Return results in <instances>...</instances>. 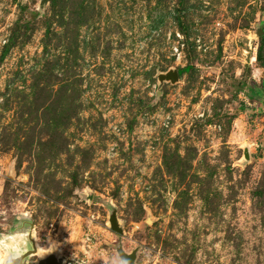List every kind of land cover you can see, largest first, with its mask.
<instances>
[{"label": "rangeland", "instance_id": "obj_1", "mask_svg": "<svg viewBox=\"0 0 264 264\" xmlns=\"http://www.w3.org/2000/svg\"><path fill=\"white\" fill-rule=\"evenodd\" d=\"M41 3L0 0V261L264 264V0Z\"/></svg>", "mask_w": 264, "mask_h": 264}, {"label": "water", "instance_id": "obj_2", "mask_svg": "<svg viewBox=\"0 0 264 264\" xmlns=\"http://www.w3.org/2000/svg\"><path fill=\"white\" fill-rule=\"evenodd\" d=\"M47 1L48 0H42L41 8L44 7ZM258 36L259 37L264 36V29H260L258 31ZM180 75H181L180 70L178 69H171L168 72L160 73L157 76L159 80V85H160L159 91H161L165 83H171L175 85L178 82H180ZM247 158H248V153H247ZM148 222L149 223L152 222V219H149ZM111 224L115 232L117 233L122 232L116 215L112 217ZM29 228L31 229V231L27 234L28 241H29V245L27 246L28 249L26 250L24 249L22 251L21 250L14 251L12 253L10 252L8 256L4 257L0 261V264H61L60 255L56 253L55 251L49 253L48 255L42 257L39 260H36V261L30 260L33 256L38 255V246L35 242L34 226L32 225V223H29ZM117 252L119 254L122 264H136L137 258H138V250L129 254L126 251H124L123 248L120 246L117 249Z\"/></svg>", "mask_w": 264, "mask_h": 264}, {"label": "trees", "instance_id": "obj_3", "mask_svg": "<svg viewBox=\"0 0 264 264\" xmlns=\"http://www.w3.org/2000/svg\"><path fill=\"white\" fill-rule=\"evenodd\" d=\"M259 58L262 59L263 58V51H262V47L260 48V51H259ZM190 68H186L184 70H181L180 71V74L182 75L184 72H186L187 70H189ZM253 92L255 94V98L259 99V100H262L264 99V82L262 83L261 86H257L255 85L253 87Z\"/></svg>", "mask_w": 264, "mask_h": 264}, {"label": "bare ground", "instance_id": "obj_4", "mask_svg": "<svg viewBox=\"0 0 264 264\" xmlns=\"http://www.w3.org/2000/svg\"><path fill=\"white\" fill-rule=\"evenodd\" d=\"M151 221V220H150ZM151 223V222H150Z\"/></svg>", "mask_w": 264, "mask_h": 264}]
</instances>
